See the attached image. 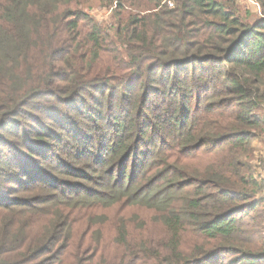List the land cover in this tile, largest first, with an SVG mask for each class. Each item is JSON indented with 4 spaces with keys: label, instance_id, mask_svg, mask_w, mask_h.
Here are the masks:
<instances>
[{
    "label": "trees",
    "instance_id": "16d2710c",
    "mask_svg": "<svg viewBox=\"0 0 264 264\" xmlns=\"http://www.w3.org/2000/svg\"><path fill=\"white\" fill-rule=\"evenodd\" d=\"M254 1L0 0V264H264Z\"/></svg>",
    "mask_w": 264,
    "mask_h": 264
},
{
    "label": "rangeland",
    "instance_id": "374dc122",
    "mask_svg": "<svg viewBox=\"0 0 264 264\" xmlns=\"http://www.w3.org/2000/svg\"><path fill=\"white\" fill-rule=\"evenodd\" d=\"M242 9L245 11H250L251 19L255 20L257 17H261L258 5L254 0H239ZM93 19L102 25H110L112 23V11L111 9H100L98 4H94L92 8L85 10ZM252 164L255 170V177L261 182H264V134L259 138L254 144V154ZM155 213L149 211L142 207H127V206H117L110 210H93V217L95 220L105 217V225L99 224L98 228L102 229L103 239L112 241L113 237L116 235L117 228L121 219H125L130 223L133 229H139L141 226V221H146L149 224H153L155 219ZM136 217L139 220H136ZM99 222V221H98ZM107 247L113 250L114 247L111 243H107Z\"/></svg>",
    "mask_w": 264,
    "mask_h": 264
},
{
    "label": "built area",
    "instance_id": "2783aa9c",
    "mask_svg": "<svg viewBox=\"0 0 264 264\" xmlns=\"http://www.w3.org/2000/svg\"><path fill=\"white\" fill-rule=\"evenodd\" d=\"M172 6V5H171Z\"/></svg>",
    "mask_w": 264,
    "mask_h": 264
}]
</instances>
